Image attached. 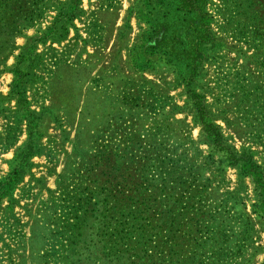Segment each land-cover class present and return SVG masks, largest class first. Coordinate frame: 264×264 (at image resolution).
I'll use <instances>...</instances> for the list:
<instances>
[{
    "label": "rangeland",
    "instance_id": "374dc122",
    "mask_svg": "<svg viewBox=\"0 0 264 264\" xmlns=\"http://www.w3.org/2000/svg\"><path fill=\"white\" fill-rule=\"evenodd\" d=\"M181 3L0 0V264H263L264 0Z\"/></svg>",
    "mask_w": 264,
    "mask_h": 264
},
{
    "label": "trees",
    "instance_id": "16d2710c",
    "mask_svg": "<svg viewBox=\"0 0 264 264\" xmlns=\"http://www.w3.org/2000/svg\"><path fill=\"white\" fill-rule=\"evenodd\" d=\"M197 1L198 0H181L182 3L178 8L179 9H187V10L189 9V10H199L200 11L199 7L197 6ZM203 17L206 19L207 14L205 15V14L201 13V18H203ZM204 18H203V20H204ZM201 24H204V23H202V21H201ZM162 37L163 36L161 35V39H162Z\"/></svg>",
    "mask_w": 264,
    "mask_h": 264
},
{
    "label": "crops",
    "instance_id": "0c3cea01",
    "mask_svg": "<svg viewBox=\"0 0 264 264\" xmlns=\"http://www.w3.org/2000/svg\"><path fill=\"white\" fill-rule=\"evenodd\" d=\"M259 258H262V259H260L259 262L264 264V256H263V257L261 256V257H259ZM242 259H243V258H242L241 256L237 258V260H239V261L242 260ZM243 263H244V261H243Z\"/></svg>",
    "mask_w": 264,
    "mask_h": 264
}]
</instances>
